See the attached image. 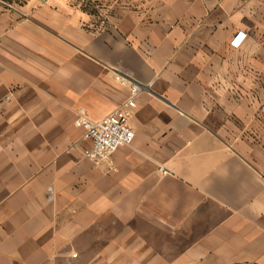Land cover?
Returning a JSON list of instances; mask_svg holds the SVG:
<instances>
[{
	"label": "crops",
	"instance_id": "0c3cea01",
	"mask_svg": "<svg viewBox=\"0 0 264 264\" xmlns=\"http://www.w3.org/2000/svg\"><path fill=\"white\" fill-rule=\"evenodd\" d=\"M106 1L0 0V264H264V0Z\"/></svg>",
	"mask_w": 264,
	"mask_h": 264
},
{
	"label": "built area",
	"instance_id": "2783aa9c",
	"mask_svg": "<svg viewBox=\"0 0 264 264\" xmlns=\"http://www.w3.org/2000/svg\"><path fill=\"white\" fill-rule=\"evenodd\" d=\"M245 37V33H238L232 39L231 45L239 47ZM142 88L137 83H131L127 99L119 108L101 119H91L84 108L77 111L75 126L82 130L83 138L90 142L84 154L94 164L108 162L117 170L111 156L119 147L130 146L134 141L135 131L131 124V116ZM73 257L76 258L77 254H73Z\"/></svg>",
	"mask_w": 264,
	"mask_h": 264
},
{
	"label": "rangeland",
	"instance_id": "374dc122",
	"mask_svg": "<svg viewBox=\"0 0 264 264\" xmlns=\"http://www.w3.org/2000/svg\"><path fill=\"white\" fill-rule=\"evenodd\" d=\"M12 2L14 3H18V4H21L23 2V0H12ZM107 1L106 0H84V3L88 6V7H96V6H99V5H106ZM107 14H104V13H95L94 14V17L96 20H106L107 18Z\"/></svg>",
	"mask_w": 264,
	"mask_h": 264
},
{
	"label": "trees",
	"instance_id": "16d2710c",
	"mask_svg": "<svg viewBox=\"0 0 264 264\" xmlns=\"http://www.w3.org/2000/svg\"><path fill=\"white\" fill-rule=\"evenodd\" d=\"M4 1H6V2H12V0H4Z\"/></svg>",
	"mask_w": 264,
	"mask_h": 264
}]
</instances>
